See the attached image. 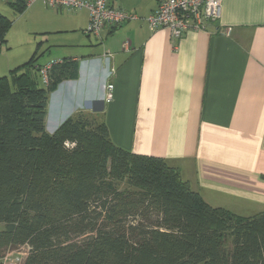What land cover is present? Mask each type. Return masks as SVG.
Masks as SVG:
<instances>
[{
    "label": "trees",
    "instance_id": "obj_1",
    "mask_svg": "<svg viewBox=\"0 0 264 264\" xmlns=\"http://www.w3.org/2000/svg\"><path fill=\"white\" fill-rule=\"evenodd\" d=\"M11 23L0 13V46ZM34 62L0 77V251L26 246L23 264H264V211L211 207L164 159L115 146L98 114L47 133L49 96L78 64L40 84Z\"/></svg>",
    "mask_w": 264,
    "mask_h": 264
},
{
    "label": "crops",
    "instance_id": "obj_2",
    "mask_svg": "<svg viewBox=\"0 0 264 264\" xmlns=\"http://www.w3.org/2000/svg\"><path fill=\"white\" fill-rule=\"evenodd\" d=\"M112 4L135 19L100 38L84 33L85 10L27 7L42 34L77 38L64 59L77 62L78 78L57 86L59 108L82 86L71 114H100L115 146L164 159L211 207L264 211V0H221L217 21L179 40L148 29L157 0Z\"/></svg>",
    "mask_w": 264,
    "mask_h": 264
},
{
    "label": "rangeland",
    "instance_id": "obj_3",
    "mask_svg": "<svg viewBox=\"0 0 264 264\" xmlns=\"http://www.w3.org/2000/svg\"><path fill=\"white\" fill-rule=\"evenodd\" d=\"M0 13L12 22L5 42L0 46V77L7 76L11 70L25 64L31 58L35 59L34 66H47L54 62H60L58 63L60 65L66 60L64 58L73 57V53H76L77 48L71 47L68 44L75 45V41L77 40L75 35L72 38L76 39H72L70 36L58 37L56 34H42V24L38 21V12L35 11V7L31 9L26 8L22 13H16L7 3L0 0ZM63 38H70L71 40L64 41ZM58 64H55V66ZM38 80L40 84L43 82L41 76L38 77ZM81 89L82 86L79 89L76 87L74 93L76 98L74 97L72 102L68 100L60 108L59 91L54 92L55 94L53 92L50 94V111H48V114L50 112V118L48 119L47 133L52 134L68 117L77 113L71 114V111L76 109V106L79 105L78 103H83L77 98L81 96ZM85 105L87 106L88 102ZM87 113L94 114L92 112ZM230 206H228L230 212L239 216L244 215L237 212L236 205L234 206L236 208ZM1 230L2 227L0 226ZM26 254V246L7 247L0 251V264H23Z\"/></svg>",
    "mask_w": 264,
    "mask_h": 264
},
{
    "label": "built area",
    "instance_id": "obj_4",
    "mask_svg": "<svg viewBox=\"0 0 264 264\" xmlns=\"http://www.w3.org/2000/svg\"><path fill=\"white\" fill-rule=\"evenodd\" d=\"M14 2L16 0H1ZM27 7L37 0H21ZM48 7L66 9L68 11L88 12L89 21L85 29L86 35L100 38L104 29L117 28L129 20L135 19L120 8L114 7L113 0H42ZM221 0H157V8L145 18L148 29L152 32L157 29H167L171 40H179L188 29L202 30L207 23L219 19ZM51 65L42 66L40 75L47 83ZM110 90V86L108 87Z\"/></svg>",
    "mask_w": 264,
    "mask_h": 264
}]
</instances>
